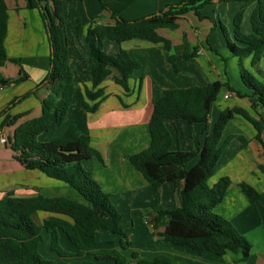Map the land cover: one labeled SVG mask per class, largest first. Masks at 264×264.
<instances>
[{"label":"trees","instance_id":"trees-1","mask_svg":"<svg viewBox=\"0 0 264 264\" xmlns=\"http://www.w3.org/2000/svg\"><path fill=\"white\" fill-rule=\"evenodd\" d=\"M214 0H181L169 3L158 12L142 18L129 20L111 9L105 0L103 7L112 12L113 23H98L95 20L83 26L79 20L73 36H78L82 44L81 54L88 67L90 85L77 84L69 57L66 21L63 16L62 0H26L27 7L37 9L42 17L51 49L50 69L45 77L31 90L16 96L1 112L0 117L16 104L36 93L38 89L49 86L50 93L42 99V113L28 119L15 128L13 138L8 143L14 157L25 168L38 170L48 177L60 180L76 189L82 201L66 195L48 196L39 193L20 197L9 191L0 198V264H57L41 252L43 232L49 234L50 249L60 257L72 258L88 256L96 260L113 261L115 264H173L167 255L155 258L141 257L132 250L129 256L124 253L131 248L130 234L123 225V215L111 202L93 172L85 162L93 157L101 158V152L91 142V136L77 125H71L64 133L48 141L41 140L44 132L63 125L75 95L89 113L98 111L107 96L104 82L109 77L119 84L125 92L131 90L130 82L135 71L141 66L125 49L117 54L104 50L107 39L119 43L130 39H148L163 42L171 51V40L158 32L159 28H175L177 21L189 11L204 18L201 9ZM225 3H240L241 8L233 20V37L230 38L226 20L220 26L227 39L228 50L239 58L240 76L251 90L248 95L252 107L259 117L264 116V70L260 68L264 58V0H221ZM70 2V0L68 1ZM253 7L250 15V31L243 29L246 12ZM69 9V4H67ZM9 13L5 0H0V65L8 60L6 38L8 34ZM199 46H191L187 37L181 60L196 62ZM217 53L219 50L214 49ZM250 59L254 72L247 67ZM19 63L18 58L10 59ZM168 62L175 72H183L175 53L168 55ZM18 78L0 79L1 85L18 84L27 74ZM235 91L230 80L211 81L205 85L194 84L189 87L162 88V95L154 102L150 116L153 137L150 145L142 151L129 156L133 165L155 186L157 201L143 213V224L155 230L168 241H182L191 246L212 251L218 255L229 252L241 253L240 260L251 256L252 243L224 215L215 208L223 202L232 181L222 176L215 184L210 180L217 171V164L227 144L237 138L245 145L249 139L244 135L231 134L223 139L228 123L236 115L243 116L257 130L256 139L263 145L264 126L258 117L242 107H230L221 111L211 132L201 148L183 150L178 137L173 136L166 120L183 119L190 124L207 123L213 103L221 90ZM241 95L240 92H237ZM242 96V95H241ZM21 115L7 117L5 123L16 124ZM175 141L178 145L175 148ZM264 154V152H263ZM197 162L190 166V163ZM264 172V166H260ZM184 180L180 190L181 204L167 208L160 203V188L166 182ZM256 206L261 192L247 182L239 184ZM39 211L50 213L42 223L37 222L35 214ZM164 231H158L160 227ZM100 230L119 235L118 247L94 249L85 244L83 236L95 238ZM61 233L75 245L76 251L66 249L61 244Z\"/></svg>","mask_w":264,"mask_h":264},{"label":"crops","instance_id":"crops-1","mask_svg":"<svg viewBox=\"0 0 264 264\" xmlns=\"http://www.w3.org/2000/svg\"><path fill=\"white\" fill-rule=\"evenodd\" d=\"M5 1L9 13L6 38L9 60L4 65H0V79L18 78L21 75V70L24 74H27V78L18 84H0V112L16 96L34 88L45 77L51 64L50 44L39 11L28 8L26 0ZM68 1L62 0V6L66 21V32L69 36L67 47L70 63L75 74L76 83L90 85L89 70L81 54L82 44L78 36H73V31L79 20L83 26L87 27L92 20L96 19L98 23H113L114 18L112 12L103 7L100 0ZM105 1L120 16L135 20L158 12L169 3H176L181 0ZM67 4H69V9ZM214 5L215 13L211 11L204 13V9ZM240 8V3H225L221 0H214L201 9L204 18H200L194 11H189L177 21L175 28H159L158 32L171 40V51L167 49L163 42H153L148 39L134 38L121 43L107 39L105 48L109 53L117 54L121 49H125L141 64L135 71V77L130 82L131 90L125 92L114 78L109 77L103 84L107 96L95 113L87 112L79 96L75 95L72 104L78 102L81 105L82 110L80 111L84 119L79 124L73 121L70 126L77 125L89 134L93 146L101 152V158L93 157L85 163L92 169L95 178L108 193L111 201L120 209L130 208V211L128 210L129 217L132 215L140 217L151 204L157 201L155 186L133 165L129 156L147 148L152 141L153 131L150 125V116L154 102L162 95V88L189 87L194 84L205 85L216 80L227 81L230 79L229 73H235L237 83L231 81L235 91L223 88L225 89L223 97L226 100L234 99L231 107H242L251 110L252 115L259 117L248 97L251 90L241 79L239 58L232 56L229 52L227 39L220 26V20L224 19L227 13L228 18L233 14L230 21L227 22L230 38L234 40L232 20H234ZM251 8L253 9L252 6L248 8L243 23V29L246 32L250 31ZM185 36L191 46L198 45L200 47L198 56L195 58L196 62L181 60L184 52ZM214 49L219 50V53ZM171 52L177 55L179 66L183 72L172 70L168 62V55ZM203 53H206L209 58H202ZM12 58H18L20 62H13L10 60ZM245 62L255 72L250 64V59H246ZM261 66L264 69V58L261 60ZM236 67H238V71H236ZM239 76L240 79L238 80ZM237 92H240L242 96L238 97ZM49 93L50 87L44 86L0 117V198L7 195L9 191H13L15 195L20 197L34 196L39 193L48 196L62 194L59 189L65 186H60V183L58 184L55 181L46 180L43 176L45 174L38 170L25 168L15 159L10 144L8 142L6 144L1 143L2 136H5L8 141L13 138L18 124L41 115L42 99L47 97ZM72 104L67 116L73 109ZM214 105L215 102L207 123L190 124L183 119L166 120L167 126L172 131L175 139L178 137L179 145L183 150L201 148L221 111L230 108L220 104L219 110ZM16 115H21L16 124L5 123L7 117ZM235 121L250 129V135L246 136L249 139V144L245 145L237 138L233 139V142L238 141L235 149L238 154H224L226 148L217 164L216 174L210 182L213 185L222 176L231 178L232 183L226 196L215 210L231 220L236 228L251 241L252 250L249 259L246 261L240 260V252L218 255L182 241H168L152 229L149 236L146 234L140 239L137 243L139 244L138 247L134 246V238L130 236L131 249L124 251V253L129 256L131 251L134 250L141 257L146 258H155L164 254L172 259L173 264H264V172L260 167L261 165L264 166V154H261L263 149L260 150L255 142L257 130L255 127L251 130L250 125L252 124L241 115H236L228 123L223 133V139L231 134L244 135V130L238 127ZM65 131L62 130L59 134ZM45 135L44 133L41 134L40 138L50 139L51 135L48 137ZM178 141H175V148ZM196 162L197 159L193 160L190 166ZM241 182H247L261 192L262 195L256 206L251 203L249 197L239 185ZM183 185L184 180L163 184L160 188L158 203L171 209L178 207L181 204L180 190ZM71 188L73 191L66 188L68 189L66 196L82 201L83 198L79 192L73 187ZM49 215L48 212L39 211L35 214V219L39 217L40 221L36 220L42 223L43 219ZM141 222L143 223L142 220ZM164 229L163 226L158 231H164ZM98 233L99 231L96 237L92 239L94 246H91V248H101L99 246L109 244L106 239L112 236L109 234V236H98ZM43 234L44 240L41 243V252L43 242H45L44 250L46 254L66 259L50 249L49 234L46 232H43ZM63 235L65 234L61 233V242L65 240ZM67 240L65 245L68 250L76 251L75 245L71 246L72 243L69 240L67 242ZM115 242L118 243L117 238ZM75 258L78 259V264H87L89 261L84 258L80 260V257H72V259Z\"/></svg>","mask_w":264,"mask_h":264},{"label":"rangeland","instance_id":"rangeland-1","mask_svg":"<svg viewBox=\"0 0 264 264\" xmlns=\"http://www.w3.org/2000/svg\"><path fill=\"white\" fill-rule=\"evenodd\" d=\"M212 3V2H211ZM210 4V3H209ZM211 8V9H210ZM210 8H208V9H204V13H206V11H211L212 13H215V10H214V8H215V5L213 6V7H210ZM252 9V8H251ZM233 16V14H231V16L228 18V13H227V15H225L224 16V20H226V18H227V20H226V23H227V25H228V22L227 21H230V18ZM233 19V18H232ZM233 21V20H232ZM106 44V43H105ZM107 48H104V50L106 51V52H108L109 53V51H107L106 50ZM216 53V52H215ZM214 54V53H213ZM218 55V54H217ZM202 58H209V57H207V54L206 53H203V56H202ZM220 58H222L221 56H220ZM245 64H246V62H245ZM246 66L248 67L249 65H247L246 64ZM260 68L262 69V70H264L263 69V67L261 66V63H260ZM233 69V68H232ZM251 69V68H250ZM231 71V70H230ZM236 71H238V67H236ZM255 72H257V70L255 69ZM229 76H230V82L232 81V82H235V83H237V79L235 78L236 77V74L234 73H229ZM34 79H35V76H34ZM240 79V76H239V78H238V80ZM22 82V81H21ZM223 91L225 92V89H223L220 93H219V95H218V98H217V100L215 101V105L214 106H216V108H218L219 110H220V104H224V105H226L227 107H231V105H233V103H234V99H231V100H226L224 97H223ZM238 97H240V95H238V93L236 94ZM242 95V94H241ZM77 106H78V108H77ZM81 105L78 103V102H76V103H73L72 104V110L70 111V114L66 117V119H65V121H64V123H63V125L62 126H60V127H58V128H56V129H53V130H51V131H49V132H44V134H46L45 136H49V135H51V137H50V139H52V137L53 136H57V135H60L59 134V132H61L62 130H67L69 127H70V124L71 123H73V121H76L77 122V124H79L80 122L82 123V121H83V119H84V117H83V115L81 114V111L80 110H82L81 109V107H80ZM217 109V110H218ZM249 111V110H248ZM250 113H252L251 112V110L249 111ZM259 118V120L262 122V124H263V126H264V116H262V117H258ZM236 122V124H237V126L238 127H240L241 129H243L244 130V135L245 136H249L250 135V133H249V131H250V129H248L247 127H243L242 125H240L237 121H235ZM248 124V123H247ZM231 126V125H230ZM250 128H251V130H253L254 129V126H252V125H250ZM64 133V132H63ZM62 134V133H61ZM263 134H264V132L262 133V138H263ZM256 137V136H255ZM50 139H47V140H44L43 138H41V140H44V141H48V140H50ZM233 140V139H232ZM230 141L228 144H227V146H226V151H225V153L224 154H238L237 152H235V149H236V146H237V143L236 142H238V141ZM263 141H264V138H263ZM255 142H256V144H257V147H259V149L260 150H262V152H261V154H263V152H264V147H263V145L257 140V139H255ZM93 145V144H92ZM261 146V147H260ZM260 152V151H259ZM256 154H260V153H256ZM85 166L87 167V169H90L91 171H92V169L91 168H89L88 166L89 165H87V163H85ZM216 174V173H215ZM44 176V178L46 179V180H49V181H55V182H57L60 186H65V187H63V188H61V189H59V191H60V193H62L61 195H67L66 193H68V192H66V191H68V189H66V188H70L71 190H72V188L68 185V184H66L65 182H63V181H60V180H56V179H53V178H51V177H47L46 175H43ZM100 183V182H99ZM63 184V185H62ZM101 184V183H100ZM73 191V190H72ZM106 192V191H105ZM112 202V201H111ZM114 205H115V203L114 202H112ZM116 206V205H115ZM117 207V206H116ZM118 208V207H117ZM119 210H120V212L122 213V215H123V225H124V227L126 228V230L128 231V233L130 234V236H133V238H134V242H133V244H134V246H136V247H138V245L139 244H137V243H139V241H140V239H142L143 238V236H146V234H148V236H149V234H150V232H151V228H149L148 226H146V225H144L142 222H141V220H143V218H142V215L143 214H141V216L139 217V216H136V215H132V216H130L129 217V215L130 214H128L129 212H128V210L130 211V208H118ZM144 213V212H143ZM37 220H39L40 218L39 217H37L36 218ZM40 221V220H39ZM112 236L111 238H109V239H106V241H108V243L109 244H103V245H101V246H99V247H101V248H116V247H118L117 245H118V243L117 242H115V239L117 238H119V235H116V234H113L112 232H110V231H107V230H101V231H99V233H98V236ZM64 237H65V240L64 241H62L61 242V244L66 248V249H68V247L65 245V241L67 240V237L65 236V235H63ZM101 238H103V237H101ZM92 239L93 238H89V237H85L84 236V242H85V244L87 245V246H89V247H91V246H94L92 243ZM67 242H68V240H67ZM71 245V244H70ZM111 245H114V246H111ZM71 246H74L73 244L71 245ZM101 248H94V249H101ZM45 242H43V245H42V254L45 256V257H47V258H50V259H55L56 261H57V264H78L77 262H78V259L77 258H75V259H72V258H66V259H62V258H59V257H56V255H48V254H46L45 253ZM129 251V250H128ZM82 258H84L86 261H88V263L87 264H115L113 261H104V260H96V259H94V258H90V257H88V256H83V257H80V260L82 259Z\"/></svg>","mask_w":264,"mask_h":264},{"label":"built area","instance_id":"built-area-1","mask_svg":"<svg viewBox=\"0 0 264 264\" xmlns=\"http://www.w3.org/2000/svg\"><path fill=\"white\" fill-rule=\"evenodd\" d=\"M8 142L7 138L5 136L1 137V143L6 144Z\"/></svg>","mask_w":264,"mask_h":264},{"label":"water","instance_id":"water-1","mask_svg":"<svg viewBox=\"0 0 264 264\" xmlns=\"http://www.w3.org/2000/svg\"><path fill=\"white\" fill-rule=\"evenodd\" d=\"M159 13V12H158Z\"/></svg>","mask_w":264,"mask_h":264}]
</instances>
